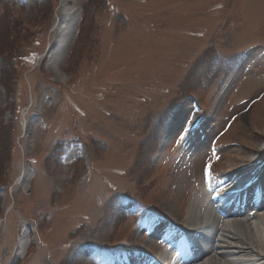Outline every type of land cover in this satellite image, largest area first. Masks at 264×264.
Instances as JSON below:
<instances>
[{
    "label": "rangeland",
    "instance_id": "374dc122",
    "mask_svg": "<svg viewBox=\"0 0 264 264\" xmlns=\"http://www.w3.org/2000/svg\"><path fill=\"white\" fill-rule=\"evenodd\" d=\"M65 7L56 79L60 0H0V264H173L204 186L264 161V0Z\"/></svg>",
    "mask_w": 264,
    "mask_h": 264
},
{
    "label": "bare ground",
    "instance_id": "6f19581e",
    "mask_svg": "<svg viewBox=\"0 0 264 264\" xmlns=\"http://www.w3.org/2000/svg\"><path fill=\"white\" fill-rule=\"evenodd\" d=\"M66 2H68V0H60V13L56 17V19L54 21V25H53V30L55 31V37H54L51 45H49V47L47 48L48 50L46 53L47 57L50 58L52 61L51 70H52L53 75L55 76L56 79L62 78V74H61L60 70L58 69V66L55 65V61H56L55 59H56L57 54L59 52L58 48L61 47V45H62V41H63L62 35L65 31L66 24L69 22V21L66 22L67 17L70 14V9H68L69 7L68 8L65 7ZM77 21H75V23H74V30H76V28H77ZM181 115L182 114L180 113L174 119L175 122L176 121L179 122L177 125H182V122L184 119H182ZM256 166H257V168H256ZM244 170H247V172L242 171L239 173V175H236L234 173L228 174L229 176L226 177V179L221 180L219 183L216 182L213 186H211V188H213V189H210L209 191H205L201 195L200 201H202V202L198 203V205H199L198 208L200 210L201 215H199V213H198V218H196V221H199V223L204 222L205 226L204 227L200 226L199 235L195 239L197 241L195 248L198 252V253L196 252V257L199 256V258H202L201 260L200 259L198 260V261L202 262L203 259L205 260V258L211 256L210 257L211 260L208 263H201V264H220L218 262H214L216 260L215 259L216 256H218L219 258H222V259L226 258L227 259V261H225L226 264H264V246L260 242L262 240V242L264 243V236L262 235L261 238L259 237L260 231L262 229V225H260L259 222L256 221L257 219L260 218L259 214H256L254 216L255 218L253 217L254 218L253 221H251V219L245 221L244 220V214L248 211V209L246 208L240 212L238 210L237 213L233 216V219L231 221L227 222L228 224L223 225L219 221L215 220L216 217H215V215H213V209H212L213 203L211 202V205H210V201L212 200V195L215 191L229 189V185H231V184L233 185V184L242 183L241 180L243 178V175L248 176L252 172H257V176L254 175V177H256L255 179H253L254 182L258 181L261 188L264 189V164L260 166L259 164H257V161H256L249 168H246ZM254 177H251V178H254ZM235 180H237V181L234 182ZM250 187H251V185H250ZM256 194H258L259 197H262L259 190H256ZM258 204H259V202H258ZM207 205H209V206H207ZM205 206H206V208H204ZM230 206H231L230 208L232 210L233 205H230ZM189 214H190V209L187 210L184 221H186L189 218V216H190ZM260 215L262 217L261 219L264 220V215H262V214H260ZM190 219H193V218H190ZM254 221H256V222H254ZM191 223H193V222H191ZM220 224H221V226H220ZM218 226H220L221 228H219ZM188 227H190V226H188ZM226 227L228 229H226ZM194 228H195V226H194ZM230 228L232 230H235V231L231 232ZM180 231L181 232L179 235L177 234L178 236L176 239V243L178 244V246H181V244L186 242V239L184 236L182 237V234L184 232L186 233L187 230L181 229ZM241 231L243 233H241ZM202 232L203 233L205 232V233L203 234ZM188 233H194V232L188 231ZM218 234L221 235V237H219ZM187 235H189V234H187ZM233 242L235 245H233ZM228 258L229 259L232 258L235 261H231ZM159 259H160V257H159ZM187 263L190 264L191 261H187Z\"/></svg>",
    "mask_w": 264,
    "mask_h": 264
}]
</instances>
